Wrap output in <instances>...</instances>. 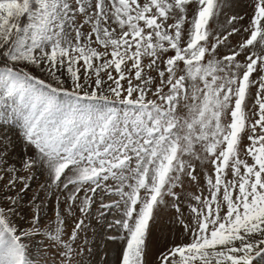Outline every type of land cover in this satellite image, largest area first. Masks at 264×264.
I'll list each match as a JSON object with an SVG mask.
<instances>
[{"label": "snow or ice", "instance_id": "obj_1", "mask_svg": "<svg viewBox=\"0 0 264 264\" xmlns=\"http://www.w3.org/2000/svg\"><path fill=\"white\" fill-rule=\"evenodd\" d=\"M0 264H264V0H0Z\"/></svg>", "mask_w": 264, "mask_h": 264}, {"label": "rangeland", "instance_id": "obj_2", "mask_svg": "<svg viewBox=\"0 0 264 264\" xmlns=\"http://www.w3.org/2000/svg\"><path fill=\"white\" fill-rule=\"evenodd\" d=\"M221 19L223 20V17H222ZM16 145H17V147H16V151H17V154H19V152H20V148H21L20 142L17 141V142H16ZM35 188H36V183L34 182V183H33V190H35ZM29 196H31V191L29 192ZM26 199H27V198H26ZM89 236H91V232H89ZM97 246H98L99 248H102V247H103V242H102L101 240H99V239H97Z\"/></svg>", "mask_w": 264, "mask_h": 264}]
</instances>
